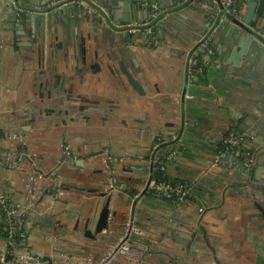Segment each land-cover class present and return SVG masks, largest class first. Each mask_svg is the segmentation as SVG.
I'll use <instances>...</instances> for the list:
<instances>
[{"label":"crops","instance_id":"1","mask_svg":"<svg viewBox=\"0 0 264 264\" xmlns=\"http://www.w3.org/2000/svg\"><path fill=\"white\" fill-rule=\"evenodd\" d=\"M14 1L0 0V194L28 207L22 249L42 264L94 263L132 222L140 255L111 264H264V1L249 0L253 12L239 4V17L214 16L211 0H81L107 8L92 13ZM146 22L155 38L129 31ZM206 32L213 52L195 71ZM171 135L179 149L167 176L191 184L182 202L143 191L150 150ZM62 143L83 159L64 157ZM19 144L60 184L41 179L28 192ZM107 195V226L92 238ZM2 224L0 212V251Z\"/></svg>","mask_w":264,"mask_h":264},{"label":"built area","instance_id":"2","mask_svg":"<svg viewBox=\"0 0 264 264\" xmlns=\"http://www.w3.org/2000/svg\"><path fill=\"white\" fill-rule=\"evenodd\" d=\"M13 7H16L14 0H8ZM215 2V0H211ZM67 2L75 3L76 5L83 6V9L87 13H92L93 11H98L94 9L91 4L83 3L81 0H67ZM223 5L230 7L234 0H222ZM84 4V5H83ZM152 20H154L159 12V8L156 4L150 6ZM100 15V13H98ZM131 32H143L148 39L155 38L153 24L146 22L142 25H134L129 28ZM210 32L204 33L198 40L196 48L189 59V65L192 70L201 71L203 66L198 64V57L196 52L199 49H203L205 53L211 55L213 50L209 45ZM1 138V137H0ZM14 139L15 136H10ZM238 138L230 133L226 142L229 144H235ZM62 153L67 159L78 162L83 159L82 155L75 151L69 144L62 143L61 145ZM18 157L23 158L24 161L32 169L29 173L27 179V191L32 192L35 186L39 183L41 179H47L48 181H53L57 185L60 184V176L56 170H46L42 171L37 167L35 158L32 154L28 153L23 144L17 146ZM179 149V142L177 135H171L168 139L164 140L158 138L153 147L150 150L148 156L149 171L150 175L145 186V191L158 193L159 195L170 198L175 197V200L182 202L191 193V184L185 183L183 181L168 182L164 180L157 179L153 176V170H163L167 168V164L175 156ZM159 152V153H158ZM89 157V156H88ZM85 158V157H84ZM107 158L110 159L109 155ZM1 162V159H0ZM253 162L252 153L247 154V159L245 160L246 167H250ZM8 167L12 166V163L7 164ZM0 212L2 214L3 223H5L4 231L6 236L5 250L0 251V264H42V262L33 257L30 253L22 249L23 243L27 238V212L28 207L23 205V203L16 201L5 194H0ZM141 233L139 227L128 222V229L125 235L113 246H111L104 255L96 262H86L84 264H111L117 256H128L137 257L140 255L139 250L131 243L130 237L132 234ZM16 239L19 242H16Z\"/></svg>","mask_w":264,"mask_h":264},{"label":"water","instance_id":"3","mask_svg":"<svg viewBox=\"0 0 264 264\" xmlns=\"http://www.w3.org/2000/svg\"><path fill=\"white\" fill-rule=\"evenodd\" d=\"M138 3L139 2H143V0H136ZM262 1V0H261ZM264 1V0H263ZM214 6V9H213V15L214 16H217L218 14H223L224 11H229L230 13L232 14H235V16L239 17L240 14H241V11H240V5L243 6L244 3H246L249 7V11L252 12L254 11L253 9V3L249 0H235V4L233 3L230 7H227L225 5H222V4H218L217 1L215 0V2H211ZM92 4V3H91ZM240 4V5H239ZM96 9L98 10H104V11H107V8L105 7H102L101 5L99 4H92ZM239 5V6H238ZM218 10H219V13H218ZM221 12V13H220ZM260 15L264 16V10H263V13ZM231 21H233L235 23V25H237L238 27H241L243 28L244 30L246 31H249V28L244 25L241 21L239 20H236L234 17L230 18ZM198 51H203V49H199L197 50L196 52V56H197V53ZM127 78L130 82V84L132 85V87L134 89H136L139 93H142V89H141V86L139 84V82L136 80V79H133L132 77H130L129 75H127ZM243 137L245 138H248L249 136L244 134ZM240 144L239 141H237L234 146H238ZM244 149V148H243ZM232 153H234L233 155V159H236V156H235V149H233L231 151ZM113 185V183H112ZM143 191L145 192V189H143ZM102 195H106L105 192H102ZM109 200H110V195H107L106 197V200H105V203L104 205L102 206L100 212H99V215H98V218H97V221H96V224H95V229H94V233H91L90 230H87L86 231V235L90 236V237H94L96 233L102 231L103 229L106 228L107 226V223H108V218L110 216V208H109Z\"/></svg>","mask_w":264,"mask_h":264},{"label":"trees","instance_id":"4","mask_svg":"<svg viewBox=\"0 0 264 264\" xmlns=\"http://www.w3.org/2000/svg\"><path fill=\"white\" fill-rule=\"evenodd\" d=\"M234 4H235V0H234ZM202 55H203V51H198L197 57H198V64L199 65H204L205 64L204 61H203ZM234 147H235V149L239 148V146H234ZM153 176L156 177L157 179L168 181V182L178 181V180L169 178L167 176L166 170L165 171H163V170H153ZM167 199H170L173 202H178L177 200H175V197H170V198H167ZM3 224L2 225L5 226V223H3ZM16 242H19V240L16 239Z\"/></svg>","mask_w":264,"mask_h":264}]
</instances>
